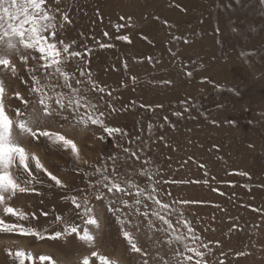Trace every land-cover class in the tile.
Instances as JSON below:
<instances>
[{
    "label": "rangeland",
    "instance_id": "obj_1",
    "mask_svg": "<svg viewBox=\"0 0 264 264\" xmlns=\"http://www.w3.org/2000/svg\"><path fill=\"white\" fill-rule=\"evenodd\" d=\"M45 8L55 16L56 40L85 54L63 70L77 98L95 107L60 109L57 94L73 96L63 78L40 67L39 53L0 46V54L12 53L7 58L17 69L13 74L0 66L9 115L19 109L25 117L42 116L40 96L32 91L41 87L55 110L42 118V127L62 132L81 152L78 161L43 138H22L66 187L33 165L36 191L18 195L10 206L34 213L36 219L20 223L45 237L74 224L88 228L95 243L75 234L56 240L0 234V264H18L6 249L47 255L57 264H81L93 251L119 264H264V0H47ZM88 113H103L104 124L121 133L108 136L100 126L75 123ZM104 176L126 191L109 192ZM72 197L88 201L99 216L98 230L84 224V209H76ZM124 230L133 233L141 253L130 251Z\"/></svg>",
    "mask_w": 264,
    "mask_h": 264
},
{
    "label": "snow or ice",
    "instance_id": "obj_2",
    "mask_svg": "<svg viewBox=\"0 0 264 264\" xmlns=\"http://www.w3.org/2000/svg\"><path fill=\"white\" fill-rule=\"evenodd\" d=\"M47 0H0V46H3L7 50H18V47L24 49L33 50L39 53V59L44 61L40 67L45 69H53L55 73H58L60 77L63 78L64 86L72 89L73 96L71 98H66L63 94H57L54 102L59 106L60 109H73L78 111L81 107H92V105L83 104V97L77 98V89H73L72 85L69 83L70 76L67 72L63 70V65L74 58L83 59L85 54L78 51H70L72 45L65 43L63 40H56L58 36L57 24L54 23L55 16L52 14L50 9H46L45 5ZM65 21H68V17L65 15L63 17ZM59 28H63L60 25ZM107 35V33H105ZM123 40H128L127 37H119ZM74 43V42H73ZM101 47H111V45H101ZM10 52L5 51L0 54V66L4 69L10 70L13 74L16 73L17 69L11 60L7 58ZM36 57H33L35 59ZM25 62H27V57L22 56ZM84 74L83 72L81 73ZM191 75V73H188ZM35 80V77H33ZM39 85V81H35ZM77 83H80L77 81ZM103 91V89H99ZM33 92L39 94L40 98L38 100V105L42 106L41 112L42 116L37 113L36 115H29L25 117V113L21 112L19 109L12 110L15 115H9V109L6 106V100L9 99V94L5 87L4 81L0 80V209H2L3 215L0 216V234H16L25 237H33L38 240L43 239H60L64 236H75L85 242L88 245H93L95 243V235L90 232L88 228H83L81 231L80 226L74 224H66L62 232H55L53 235L45 237L44 234L32 227H26L23 221H29L30 219H36L35 214L26 213L23 209L14 208L10 206V201L15 199L20 194H25L28 192H35L36 189L31 187L34 183H40L35 171L44 173L51 181L55 183L58 188H65L66 185L61 179L56 175L52 174L45 167L41 159L35 154L30 153L25 147L20 143L22 138H31L33 141H38L41 138L46 140L50 145L56 148H60L66 151H70L76 160L81 159V152L78 145L74 140L69 139L60 131H52L47 127H42V118L49 117L55 111L49 104V100L53 97L49 96L43 91L41 87H34ZM15 98L21 100L26 106L28 101L23 100L19 92H16ZM35 111V110H34ZM103 113L99 116H94L88 113L86 118L81 116V118L75 123L87 127L88 125H96L103 128V131L112 136L113 134L121 133V129L108 127L104 124ZM86 163V161H85ZM34 169L33 170V166ZM99 171V170H98ZM103 180L107 183L104 186L109 192H125V188L117 182L112 181L108 176H104ZM129 188L135 187V185L129 184ZM143 190H138L136 195H143ZM149 199H154V197L149 196ZM71 203L76 209H81L83 207L82 215L86 217L84 219V224L91 225L97 230L101 227L99 216L95 213L94 209L88 207V201L84 200L83 205L77 202L75 197L70 198ZM97 199H102L101 196H97ZM137 204L141 203L138 199ZM157 204H160L159 200H156ZM184 203H188L185 201ZM125 206H127L125 202ZM164 209H168L169 206L166 204H160ZM109 212L115 214L119 209L108 208ZM47 216L48 213H42ZM147 215V213H144ZM163 224L167 225L168 228H172L171 222L165 218V216L159 213H153ZM5 217H14L16 223H9L6 221ZM58 222H63V218L60 216L56 217ZM124 224V221H118ZM185 227L191 233L193 230L191 227L185 223ZM122 235L126 240L130 251L133 253H141L142 249L137 245L136 238L132 232L122 231ZM175 241L183 243L184 237L176 235L173 237ZM194 239H199V237H194ZM172 241H169L171 243ZM204 247H207L206 245ZM188 252L194 253L197 257H202L204 254L200 252L197 248L188 247L185 245ZM9 257H12L18 264H25L28 261L29 264H57V262L50 256L40 255L38 258L34 257L31 252H25L22 249H18L13 253L11 250L6 249ZM182 253H177V256H182ZM97 261V264H119L115 259L101 254L98 251H93L91 256H85L81 264H91L92 259ZM184 260L191 261L192 256H184ZM147 264V261H144ZM196 264H201L200 260L196 261Z\"/></svg>",
    "mask_w": 264,
    "mask_h": 264
}]
</instances>
